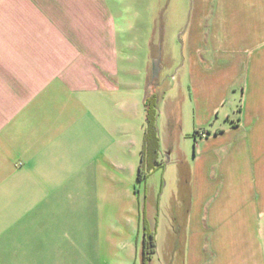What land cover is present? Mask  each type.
Listing matches in <instances>:
<instances>
[{
    "label": "crops",
    "instance_id": "obj_1",
    "mask_svg": "<svg viewBox=\"0 0 264 264\" xmlns=\"http://www.w3.org/2000/svg\"><path fill=\"white\" fill-rule=\"evenodd\" d=\"M143 222L147 264H264V0H0V264H142Z\"/></svg>",
    "mask_w": 264,
    "mask_h": 264
},
{
    "label": "trees",
    "instance_id": "obj_2",
    "mask_svg": "<svg viewBox=\"0 0 264 264\" xmlns=\"http://www.w3.org/2000/svg\"><path fill=\"white\" fill-rule=\"evenodd\" d=\"M145 130L141 149L140 165L138 167V181L145 180L157 167L159 154V134L157 130L158 96L152 94L144 102ZM154 234L145 222L142 226V264H147L155 253Z\"/></svg>",
    "mask_w": 264,
    "mask_h": 264
},
{
    "label": "rangeland",
    "instance_id": "obj_3",
    "mask_svg": "<svg viewBox=\"0 0 264 264\" xmlns=\"http://www.w3.org/2000/svg\"><path fill=\"white\" fill-rule=\"evenodd\" d=\"M189 1L190 0H143L144 8L148 7L151 11H156V9L159 11L165 10L170 13L184 9L185 5L187 7Z\"/></svg>",
    "mask_w": 264,
    "mask_h": 264
},
{
    "label": "water",
    "instance_id": "obj_4",
    "mask_svg": "<svg viewBox=\"0 0 264 264\" xmlns=\"http://www.w3.org/2000/svg\"><path fill=\"white\" fill-rule=\"evenodd\" d=\"M153 76H154V77L156 76V70L153 71Z\"/></svg>",
    "mask_w": 264,
    "mask_h": 264
},
{
    "label": "built area",
    "instance_id": "obj_5",
    "mask_svg": "<svg viewBox=\"0 0 264 264\" xmlns=\"http://www.w3.org/2000/svg\"><path fill=\"white\" fill-rule=\"evenodd\" d=\"M201 136H204L203 134H201Z\"/></svg>",
    "mask_w": 264,
    "mask_h": 264
}]
</instances>
